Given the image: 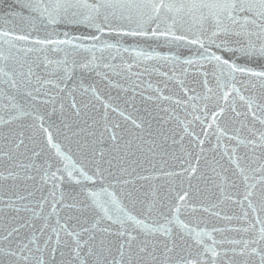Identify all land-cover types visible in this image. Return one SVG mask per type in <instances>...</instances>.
<instances>
[{
	"label": "snow or ice",
	"instance_id": "6c2138e0",
	"mask_svg": "<svg viewBox=\"0 0 264 264\" xmlns=\"http://www.w3.org/2000/svg\"><path fill=\"white\" fill-rule=\"evenodd\" d=\"M0 264H264V0L0 10Z\"/></svg>",
	"mask_w": 264,
	"mask_h": 264
},
{
	"label": "water",
	"instance_id": "95a60500",
	"mask_svg": "<svg viewBox=\"0 0 264 264\" xmlns=\"http://www.w3.org/2000/svg\"><path fill=\"white\" fill-rule=\"evenodd\" d=\"M10 4L11 0H2V2H0V10L7 11Z\"/></svg>",
	"mask_w": 264,
	"mask_h": 264
}]
</instances>
